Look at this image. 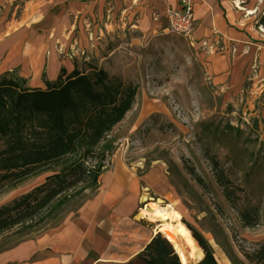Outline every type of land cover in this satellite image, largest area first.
Returning a JSON list of instances; mask_svg holds the SVG:
<instances>
[{"label": "rangeland", "instance_id": "374dc122", "mask_svg": "<svg viewBox=\"0 0 264 264\" xmlns=\"http://www.w3.org/2000/svg\"><path fill=\"white\" fill-rule=\"evenodd\" d=\"M23 1L0 0V39L21 22ZM259 1L253 56L239 63L236 80L211 76L190 35L167 32L164 18L154 29L131 28L121 0H103L91 8L88 22L74 17L70 38L63 43L74 69L85 74L102 70L111 85L132 83L133 102L95 155L87 158L88 166L100 164L104 171L98 187L79 183L68 191L71 197L66 202L54 200L34 219L0 232V249L60 224L102 183L109 186L118 179L130 183L132 172L143 198L140 207L158 199L173 205L182 221L212 247L218 264H264V0ZM16 74L15 70L12 76ZM211 158L228 179V197ZM63 165L0 184V205ZM257 207L259 224L244 226L240 212ZM142 221L154 228V223ZM142 258L135 256L127 264H145Z\"/></svg>", "mask_w": 264, "mask_h": 264}, {"label": "crops", "instance_id": "0c3cea01", "mask_svg": "<svg viewBox=\"0 0 264 264\" xmlns=\"http://www.w3.org/2000/svg\"><path fill=\"white\" fill-rule=\"evenodd\" d=\"M102 2L24 0L21 22L0 39V74L16 70L27 87L45 88V81L56 80L61 69L71 72L75 67L63 43L70 38L73 18L88 22L87 12ZM121 2L131 28L142 31L154 29L161 18L166 20L168 9L181 6L179 0ZM191 2L195 21L191 44L202 51L211 76L236 80L239 63L253 56L260 1ZM141 199L132 172L130 183L119 179L109 186L102 183L92 198L60 224L1 248L0 264H127L156 235L152 226L134 214Z\"/></svg>", "mask_w": 264, "mask_h": 264}, {"label": "trees", "instance_id": "16d2710c", "mask_svg": "<svg viewBox=\"0 0 264 264\" xmlns=\"http://www.w3.org/2000/svg\"><path fill=\"white\" fill-rule=\"evenodd\" d=\"M13 74H0V184L46 166L64 165L42 183L0 205V232L34 219L54 200L66 202L71 197L68 191L79 183L98 187V177L104 171L100 164L88 166L87 158L95 155L101 140L129 110L136 92L132 83L111 85L102 70L85 74L61 69L56 80L45 81V88H29L24 78ZM211 160L217 181L228 197V179L218 169L217 160ZM240 218L247 227L259 224V208L242 210ZM188 227L204 251L196 264H218L204 237ZM137 257L145 264H182L160 233Z\"/></svg>", "mask_w": 264, "mask_h": 264}, {"label": "bare ground", "instance_id": "6f19581e", "mask_svg": "<svg viewBox=\"0 0 264 264\" xmlns=\"http://www.w3.org/2000/svg\"><path fill=\"white\" fill-rule=\"evenodd\" d=\"M237 5H239L238 2ZM261 30L264 31V28ZM136 216L138 219L154 223L155 233L162 234L170 242L182 264L197 261L203 257L201 247L189 227L182 221L181 213L173 205L162 204L160 199L151 200L139 208Z\"/></svg>", "mask_w": 264, "mask_h": 264}, {"label": "built area", "instance_id": "2783aa9c", "mask_svg": "<svg viewBox=\"0 0 264 264\" xmlns=\"http://www.w3.org/2000/svg\"><path fill=\"white\" fill-rule=\"evenodd\" d=\"M179 8L168 9L166 12L167 32L189 36L194 29V14L191 0H179Z\"/></svg>", "mask_w": 264, "mask_h": 264}, {"label": "water", "instance_id": "95a60500", "mask_svg": "<svg viewBox=\"0 0 264 264\" xmlns=\"http://www.w3.org/2000/svg\"><path fill=\"white\" fill-rule=\"evenodd\" d=\"M173 250H174V249H173ZM174 252H175V251H174ZM197 261H198V260H197ZM197 261H196V262H197Z\"/></svg>", "mask_w": 264, "mask_h": 264}]
</instances>
